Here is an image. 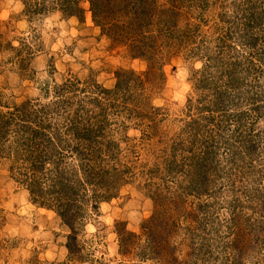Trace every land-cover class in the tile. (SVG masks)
Instances as JSON below:
<instances>
[{
	"label": "rangeland",
	"instance_id": "rangeland-1",
	"mask_svg": "<svg viewBox=\"0 0 264 264\" xmlns=\"http://www.w3.org/2000/svg\"><path fill=\"white\" fill-rule=\"evenodd\" d=\"M0 264H264V0H0Z\"/></svg>",
	"mask_w": 264,
	"mask_h": 264
}]
</instances>
